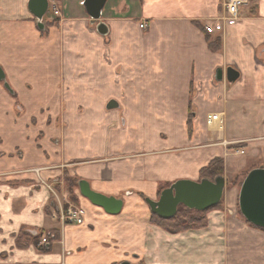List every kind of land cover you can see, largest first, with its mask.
Here are the masks:
<instances>
[{
	"label": "crops",
	"instance_id": "crops-1",
	"mask_svg": "<svg viewBox=\"0 0 264 264\" xmlns=\"http://www.w3.org/2000/svg\"><path fill=\"white\" fill-rule=\"evenodd\" d=\"M29 1L0 0V55L12 50L27 113L12 124L0 111V264H264L259 231L226 218L237 211V187H226L204 237L181 238L153 225L146 203L158 201L163 186L199 182L215 158L227 170L236 157L228 147L252 135L240 123L264 132L256 121L264 118V0H253L209 41L203 29L225 15L227 0H108L107 37L85 26L89 16L76 6L84 0H50L59 26L47 39L29 16ZM19 28L28 41L16 38ZM229 67L240 72L235 84L226 79ZM259 102L260 110L246 107ZM230 106L238 114L232 123ZM212 113L224 114L223 130L207 126ZM66 171L121 199L122 211L106 213L79 189L72 203L63 189ZM68 203L84 211L83 225L53 218ZM23 231L59 238L44 253L17 246ZM182 246L194 252L183 256Z\"/></svg>",
	"mask_w": 264,
	"mask_h": 264
},
{
	"label": "water",
	"instance_id": "water-1",
	"mask_svg": "<svg viewBox=\"0 0 264 264\" xmlns=\"http://www.w3.org/2000/svg\"><path fill=\"white\" fill-rule=\"evenodd\" d=\"M108 0H84L83 7L90 18L91 25L96 26L97 33L107 37L109 28L102 21L103 10ZM50 8L49 0H30L28 10L36 19L40 31L45 29L44 17ZM226 79L229 84H235L240 79V72L233 67L226 70ZM6 79L4 70L0 67V82ZM224 79V71L218 70L216 80ZM6 88L12 92L6 82ZM115 103L111 102L108 109H113ZM79 191L83 198L94 206L102 208L110 215L119 214L124 202L115 197H107L95 192L89 182L81 180ZM228 182L225 177H218L214 181L202 179L199 182L181 180L165 189L159 200L147 199L146 203L152 214L164 220L172 219L180 206L191 210L205 212L218 206L224 197ZM239 209L244 219L252 226L264 230V168L252 170L246 177L239 194Z\"/></svg>",
	"mask_w": 264,
	"mask_h": 264
},
{
	"label": "rangeland",
	"instance_id": "rangeland-1",
	"mask_svg": "<svg viewBox=\"0 0 264 264\" xmlns=\"http://www.w3.org/2000/svg\"><path fill=\"white\" fill-rule=\"evenodd\" d=\"M73 1V0H72ZM254 3V1H253ZM49 4H50V8L48 13L46 14V16L44 17V25H45V29L43 31H40L38 26H37V22L36 19L34 20V23H36L35 25L37 26V29L40 31V36L42 37V39H47L50 36V25L54 26H59V23L56 21L55 17L57 16V10L53 8L52 3L49 0ZM81 4H83V1L81 2ZM80 10H84L85 9L83 7V5H79V1H77V5H76ZM29 16H31L32 18H34L30 12H29ZM14 19L17 22L20 19V16H18L17 14L14 15ZM19 23V22H18ZM88 29L90 30H96V26L91 25L90 23V18H89V22L85 25ZM55 27V26H54ZM14 33L17 39H25L28 41L29 38H25L27 37V33L24 32V30L19 28V31L14 30ZM23 35V37H22ZM70 42V48H75L74 44H75V40L73 38L69 39ZM73 46V47H72ZM1 53V52H0ZM10 53L12 54V50H10ZM11 54H9L8 56L5 55L4 53H2L0 55V58H11ZM12 61L10 59V61H8V64L2 65L0 64L4 71L7 73V78H6V82L9 84L10 88L12 89V92L9 91L7 88H5L3 86V84H0V111H5L4 113L7 115H9L10 120L12 121V124H16L18 123L17 120H20L26 113V109L24 107V105L21 102L19 93L16 89H19L18 85H21L22 81L20 79V77H18L19 72L16 70V66H14V64H12ZM17 75V77H16ZM21 91V90H20ZM29 94V93H28ZM27 94V95H28ZM263 102H259V103H255V104H250V105H246V107L248 106L251 108H254L258 110H260V106L262 107ZM9 112V113H8ZM27 114V113H26ZM227 119L228 121L231 120V123L233 122L234 118H237L238 114L233 113V107L229 108L228 112H227ZM250 113L246 112V116L248 117ZM254 121L256 120L255 118L253 119ZM256 121H258V125H262L264 123V118H261L260 120L257 119ZM28 122H30V125H35L36 121L35 119H31L30 121L28 120ZM60 120H57V123H59ZM49 125L51 124V121H49L48 123ZM244 124L240 123L239 124V128H241L242 131H245V134L251 133L252 135H247L246 138H248L247 141H245L244 144H241L239 147H228L229 149V153L230 154H236V157L230 158L228 160V168L226 170L225 168V172H224V176L228 182V188L231 187H237L239 194H240V190L241 187L246 179V177L248 176V174L254 170V169H259V168H264V132L261 129L258 128H253V127H249L246 124L243 126ZM225 126H226V122H225ZM253 128V129H252ZM262 131V132H260ZM260 132V133H259ZM258 133V134H257ZM1 141V139H0ZM237 149V150H236ZM243 150L245 152V154H238V151ZM67 172V171H66ZM66 174V173H65ZM70 176V175H69ZM65 178V176H64ZM63 189L64 191H66V193H68V197L70 199V201L72 203H77L73 200V197L69 194V192H67V185L65 183V179L63 180ZM230 189L225 190L226 194L227 192H229ZM225 196V193H224ZM239 198V197H238ZM238 202V201H237ZM67 206V205H66ZM224 206V197L222 202L218 205V209H215L213 211H218V210H222ZM213 211H210L206 216L207 219L209 218L210 213H212ZM226 218H235L238 219L240 222L245 223L247 226H249L250 228L254 229V230H258L259 234H260V243L258 246V249H260L261 251L264 249V230L258 229V228H254L253 226H251L249 223H247V221L244 219V217L242 216L240 209H239V204L237 203V211L235 213H228V217L226 216ZM209 222V219H208ZM207 228V227H206ZM205 229H201V230H194V231H188V232H184L181 233L180 237L182 238H187L191 232H195L198 235H202V237H204L205 234ZM21 238H22V242H26L29 238V236L33 235L32 232H27V231H23L21 234ZM46 235V234H45ZM207 238V237H206ZM182 250H178V253L183 255V256H187L188 253L194 252L193 248L191 246H188L185 248V246L179 247ZM185 248V249H183ZM170 248H165V253L168 252ZM172 252H175L174 249L172 248L171 250ZM171 252V253H172ZM193 255V254H192ZM181 257V256H180ZM184 259V258H183Z\"/></svg>",
	"mask_w": 264,
	"mask_h": 264
},
{
	"label": "trees",
	"instance_id": "trees-1",
	"mask_svg": "<svg viewBox=\"0 0 264 264\" xmlns=\"http://www.w3.org/2000/svg\"><path fill=\"white\" fill-rule=\"evenodd\" d=\"M51 27L52 25H50L49 28ZM203 31L205 32L206 36L208 37V41H209L210 35L206 32L205 29H203ZM211 48L216 50V48H214L213 46ZM218 48L219 46L217 47V49ZM191 110H192V102H190V112ZM191 124H192V119L190 116L189 125L191 126ZM224 172H225L224 159L215 158L211 161V163L207 167L202 169L201 180L209 179L211 181H214L218 177H223ZM64 179H65V183L67 185V190L69 194L73 197V200L77 202L78 198L75 195V190L79 189L78 185L81 180L76 177H70L67 172L65 174ZM171 185H166V186L161 187L159 191V196H161L162 192L165 189L169 188ZM217 207L210 209L208 211H205V212H199L196 210L188 209L184 206H180L178 208L177 214L172 219H169V220H164L160 218L159 216L152 214L151 223L173 235L181 234V233L188 232V231L201 230V229H205L208 226V219L206 215L210 211L218 209ZM44 234L45 232H40L37 235H32V236L30 235L26 242H22L21 235H19L17 238V246L19 248H26V247H29L30 245H35L39 249L40 252H44V253L50 252L51 247L48 248V247L40 246L41 238ZM49 234L54 236L53 239L49 238L51 242H54L59 238L58 232L54 231L51 233H47L46 235H49Z\"/></svg>",
	"mask_w": 264,
	"mask_h": 264
},
{
	"label": "built area",
	"instance_id": "built-area-1",
	"mask_svg": "<svg viewBox=\"0 0 264 264\" xmlns=\"http://www.w3.org/2000/svg\"><path fill=\"white\" fill-rule=\"evenodd\" d=\"M253 4V0H227L224 5L225 15L217 20V22L205 28L206 32L211 35L215 31L219 32L223 29V24L226 21H238L245 10L249 9ZM141 29H145L146 25L141 24ZM207 126L216 128L218 131L224 129L225 116L222 113H212L206 118ZM238 154H245L243 150L238 151ZM67 205V206H66ZM58 206L57 211L53 213V218L61 222L63 225H83L85 223V213L81 208L72 204ZM47 243V237H43L41 244Z\"/></svg>",
	"mask_w": 264,
	"mask_h": 264
},
{
	"label": "flooded vegetation",
	"instance_id": "flooded-vegetation-1",
	"mask_svg": "<svg viewBox=\"0 0 264 264\" xmlns=\"http://www.w3.org/2000/svg\"><path fill=\"white\" fill-rule=\"evenodd\" d=\"M33 19H35V18H33ZM0 67L3 69V67H2L1 65H0ZM3 70H4V69H3ZM4 72H5V71H4ZM6 74H7V73L5 72V75H6ZM6 78H7V75H6ZM5 80H6V79H5ZM5 80L2 81V82H0V84H3V86L6 88V86H5V85H6V81H5ZM45 236L47 237V243L44 244V245H42L41 242H40V246H42V247H48V248H49V247H51V244H52V242L49 240V238H52V239H53L54 236H53V235H50V234H49V235H45V234H44V235L42 236V238H41V241H42L43 237H45ZM123 264H131V263L126 262V263H123Z\"/></svg>",
	"mask_w": 264,
	"mask_h": 264
}]
</instances>
